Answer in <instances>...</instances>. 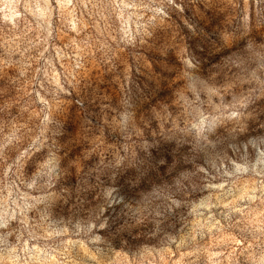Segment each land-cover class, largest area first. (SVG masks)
<instances>
[{
  "label": "rangeland",
  "instance_id": "374dc122",
  "mask_svg": "<svg viewBox=\"0 0 264 264\" xmlns=\"http://www.w3.org/2000/svg\"><path fill=\"white\" fill-rule=\"evenodd\" d=\"M0 264H264V0H0Z\"/></svg>",
  "mask_w": 264,
  "mask_h": 264
}]
</instances>
